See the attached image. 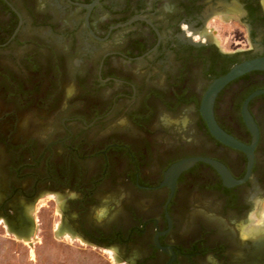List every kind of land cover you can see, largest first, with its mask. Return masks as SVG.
<instances>
[{
	"label": "flooded vegetation",
	"instance_id": "af4514ba",
	"mask_svg": "<svg viewBox=\"0 0 264 264\" xmlns=\"http://www.w3.org/2000/svg\"><path fill=\"white\" fill-rule=\"evenodd\" d=\"M256 58L264 0H0V231L28 238L44 208L57 237L121 264H264V237L231 223L264 192V71L213 99L241 148L199 112ZM185 159L234 182L195 161L164 184Z\"/></svg>",
	"mask_w": 264,
	"mask_h": 264
},
{
	"label": "rangeland",
	"instance_id": "374dc122",
	"mask_svg": "<svg viewBox=\"0 0 264 264\" xmlns=\"http://www.w3.org/2000/svg\"><path fill=\"white\" fill-rule=\"evenodd\" d=\"M46 211L33 212L38 221L26 239L0 231V264H121L105 250L80 246L66 235L57 237L44 221Z\"/></svg>",
	"mask_w": 264,
	"mask_h": 264
},
{
	"label": "water",
	"instance_id": "95a60500",
	"mask_svg": "<svg viewBox=\"0 0 264 264\" xmlns=\"http://www.w3.org/2000/svg\"><path fill=\"white\" fill-rule=\"evenodd\" d=\"M250 71H264V58H256L252 60H247L234 65L224 76L216 79L204 92L199 112L203 121L205 122L209 134L218 142L223 145L230 146L233 148H241V145L234 141L231 137L227 136L222 132L215 124L212 118L211 107L213 99L219 89L229 82L230 80ZM249 129L253 130V125L249 122ZM195 161H204L209 163L221 176V178L227 183H233L234 181L229 177L226 170L219 164L211 161L201 160V159H185L178 161L170 165L164 172V184L171 185L176 178V176L183 170L191 166Z\"/></svg>",
	"mask_w": 264,
	"mask_h": 264
},
{
	"label": "clouds",
	"instance_id": "9594fccd",
	"mask_svg": "<svg viewBox=\"0 0 264 264\" xmlns=\"http://www.w3.org/2000/svg\"><path fill=\"white\" fill-rule=\"evenodd\" d=\"M248 203L250 207L245 216L231 222L243 241L264 237V192L252 194Z\"/></svg>",
	"mask_w": 264,
	"mask_h": 264
}]
</instances>
